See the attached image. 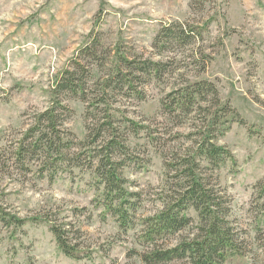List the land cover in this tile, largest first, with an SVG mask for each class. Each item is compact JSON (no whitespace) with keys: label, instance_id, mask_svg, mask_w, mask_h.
<instances>
[{"label":"rangeland","instance_id":"obj_1","mask_svg":"<svg viewBox=\"0 0 264 264\" xmlns=\"http://www.w3.org/2000/svg\"><path fill=\"white\" fill-rule=\"evenodd\" d=\"M122 56L129 78L110 82ZM70 78L81 87L57 88ZM59 102L68 145L54 175L45 151H17ZM112 139L123 188L137 194L128 233L99 200L95 171ZM209 140L229 153L225 166L195 164L229 200L245 253L226 264H264V0H0V264H149L143 255L196 238L191 210L180 235L140 242Z\"/></svg>","mask_w":264,"mask_h":264},{"label":"trees","instance_id":"obj_2","mask_svg":"<svg viewBox=\"0 0 264 264\" xmlns=\"http://www.w3.org/2000/svg\"><path fill=\"white\" fill-rule=\"evenodd\" d=\"M88 51L90 52L91 48L85 49L84 53H88ZM120 62L121 67L114 74V78L110 79V82H113L114 79H121L123 81L129 78L128 73H124L122 70V66L123 64L132 65L133 63L126 56H122ZM159 70V64L153 66L154 74ZM73 75V73H70V77H73ZM70 80L65 83L64 80L63 82L62 80H58L57 88H68L76 91L81 87L73 81L74 79L70 78ZM204 89H201L203 91L193 90V94L195 95V91H197V97L201 96L203 98L205 94ZM184 94H181L176 99V104L181 109L191 106L186 104V95L189 92ZM57 108L65 110L67 107L59 102L58 107L48 109L43 113L40 120L44 122V128L39 123L41 127L38 126L37 129H34L33 132H37L38 134L35 138L33 135L31 136L35 139L32 142V146L25 147L23 143L22 147L17 151L20 158H25L27 152L35 154L40 150L45 151L48 158L46 171L48 173L51 171L54 175L61 170V167L59 168L57 163L62 161L66 156V153H63V149L68 145L61 138L59 121L56 115ZM109 125L112 126V123H109ZM27 138H30L29 135ZM207 143L209 144L202 147L191 158L192 168L188 167L180 171L181 175L176 178L178 179L176 194L173 198L170 197L168 205L156 215L144 219L143 224L145 229L140 235V242L148 248L159 247L158 243L160 241L169 240L180 235L184 229L190 227L192 222L190 219L191 210L197 213L201 234L192 240L182 241L176 247L155 250L150 259L148 256L143 255L149 264H162V262L166 264L168 263L167 259L170 261L175 258L179 260L185 258L189 264H226L228 259L230 260L234 256L244 257L245 255L242 252L243 247L240 239H238V234L229 220L231 214L229 200L227 201L218 191L209 188L202 173L200 170H197L195 161L200 157L203 158L204 162L206 161L208 164H211L213 169L216 170L225 166L226 159L229 157V153L225 149L210 143V140ZM115 145L123 147L116 139H112L109 147L106 149L107 153L102 158L99 167L96 168L95 175L97 176L98 187L102 190L99 199L102 206L108 213L113 214L117 218L120 229L128 233L134 228L131 225L132 215L130 212L131 209H135L137 203H134L131 199L134 200L137 194H128L123 188L126 181L121 178L119 169L125 165L111 161L110 154ZM93 158L95 157L93 156ZM60 237L64 239H61V246L66 250L69 249V255L75 256L79 253L76 248H70V242L66 238L62 235Z\"/></svg>","mask_w":264,"mask_h":264}]
</instances>
